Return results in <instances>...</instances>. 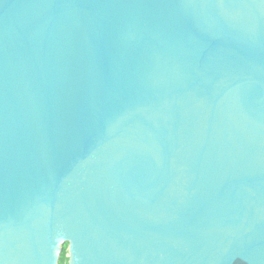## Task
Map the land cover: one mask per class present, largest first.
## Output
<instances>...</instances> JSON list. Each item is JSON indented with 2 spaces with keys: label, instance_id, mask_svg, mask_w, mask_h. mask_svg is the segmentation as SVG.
<instances>
[{
  "label": "water",
  "instance_id": "water-1",
  "mask_svg": "<svg viewBox=\"0 0 264 264\" xmlns=\"http://www.w3.org/2000/svg\"><path fill=\"white\" fill-rule=\"evenodd\" d=\"M264 264V0H0V264Z\"/></svg>",
  "mask_w": 264,
  "mask_h": 264
},
{
  "label": "trees",
  "instance_id": "trees-1",
  "mask_svg": "<svg viewBox=\"0 0 264 264\" xmlns=\"http://www.w3.org/2000/svg\"><path fill=\"white\" fill-rule=\"evenodd\" d=\"M68 253H69L68 245H66L64 247V250H63V253H62V256H61L60 264H68V261H69Z\"/></svg>",
  "mask_w": 264,
  "mask_h": 264
}]
</instances>
